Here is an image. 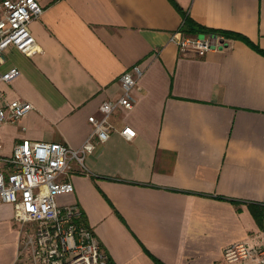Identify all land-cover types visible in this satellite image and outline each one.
Returning <instances> with one entry per match:
<instances>
[{
	"label": "crops",
	"instance_id": "0c3cea01",
	"mask_svg": "<svg viewBox=\"0 0 264 264\" xmlns=\"http://www.w3.org/2000/svg\"><path fill=\"white\" fill-rule=\"evenodd\" d=\"M199 23L248 37L225 50L182 52L174 35L184 16L171 0H41L30 26L36 49L0 52V105L24 99L34 108L0 124L3 154L24 139L80 147L120 77L139 64L133 109L111 118L110 138L64 177L113 264L228 263L227 246H264L244 201L264 203V0H177ZM193 35V34H188ZM136 131L128 139L121 129ZM234 199L242 201L234 203ZM25 226L0 202V264H31Z\"/></svg>",
	"mask_w": 264,
	"mask_h": 264
},
{
	"label": "built area",
	"instance_id": "2783aa9c",
	"mask_svg": "<svg viewBox=\"0 0 264 264\" xmlns=\"http://www.w3.org/2000/svg\"><path fill=\"white\" fill-rule=\"evenodd\" d=\"M43 10L41 0H0V52L15 46L26 54L32 53L37 39L30 24ZM172 38L182 52L199 55L225 50L231 39L221 32L176 34ZM20 73L16 66L0 72V85L11 82ZM143 73L139 64L124 71L119 79L121 95L104 101L101 115L89 117L93 130L80 147L24 139L15 145L12 154L5 155L0 141V202L12 203L15 219L26 227L23 243L31 251V264H113L94 229L84 221L80 206H62L58 196L75 190L74 182L64 179L75 163L88 172L86 157L96 148L94 137L101 142L110 138L112 116L122 108H134V90ZM0 95L6 98L2 90ZM33 108L30 101L7 99L0 105V124L16 123ZM121 133L128 139L136 135L129 126ZM224 258L228 263L251 260V264H264V246L234 243L226 247Z\"/></svg>",
	"mask_w": 264,
	"mask_h": 264
},
{
	"label": "trees",
	"instance_id": "16d2710c",
	"mask_svg": "<svg viewBox=\"0 0 264 264\" xmlns=\"http://www.w3.org/2000/svg\"><path fill=\"white\" fill-rule=\"evenodd\" d=\"M171 1L184 16V23L182 25L183 32L187 34H194V35L205 34V33H210V32H221L230 38H240L251 44L250 39L240 33L229 31V30L213 29V28H210L206 25L199 23L190 15V13H188L185 9H183V7L178 3L177 0H171ZM260 51L264 53V50L260 49ZM241 202L242 201L234 199V203L236 204H240ZM244 202L247 203L249 209L251 210L260 228L264 229V203L258 202V201H244Z\"/></svg>",
	"mask_w": 264,
	"mask_h": 264
}]
</instances>
